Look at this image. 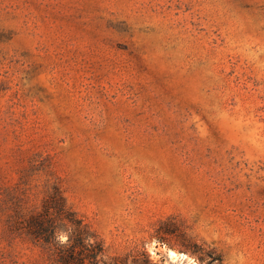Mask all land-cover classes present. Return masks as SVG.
Segmentation results:
<instances>
[{
    "label": "rangeland",
    "instance_id": "1",
    "mask_svg": "<svg viewBox=\"0 0 264 264\" xmlns=\"http://www.w3.org/2000/svg\"><path fill=\"white\" fill-rule=\"evenodd\" d=\"M53 185L109 264H264V0H0V264Z\"/></svg>",
    "mask_w": 264,
    "mask_h": 264
},
{
    "label": "trees",
    "instance_id": "2",
    "mask_svg": "<svg viewBox=\"0 0 264 264\" xmlns=\"http://www.w3.org/2000/svg\"><path fill=\"white\" fill-rule=\"evenodd\" d=\"M27 232L51 245L58 264H109L120 259L107 256L101 240L66 202L57 185L43 199L41 208L26 222ZM62 233L66 239L62 240Z\"/></svg>",
    "mask_w": 264,
    "mask_h": 264
}]
</instances>
